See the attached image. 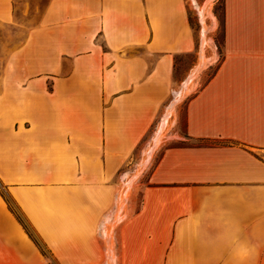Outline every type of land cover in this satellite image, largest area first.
Returning a JSON list of instances; mask_svg holds the SVG:
<instances>
[{
    "label": "crops",
    "instance_id": "1",
    "mask_svg": "<svg viewBox=\"0 0 264 264\" xmlns=\"http://www.w3.org/2000/svg\"><path fill=\"white\" fill-rule=\"evenodd\" d=\"M30 4L44 76L0 78V182L57 259L264 264V0H222V58L187 96V142L165 147L145 181L134 152L172 55L194 44L186 0ZM39 255L0 200V264Z\"/></svg>",
    "mask_w": 264,
    "mask_h": 264
},
{
    "label": "rangeland",
    "instance_id": "2",
    "mask_svg": "<svg viewBox=\"0 0 264 264\" xmlns=\"http://www.w3.org/2000/svg\"><path fill=\"white\" fill-rule=\"evenodd\" d=\"M30 2L0 0V78L44 76L43 48L36 55L33 39H30V28L34 29L31 15L39 8ZM186 6L194 44L190 50L172 55L171 87H166L169 92L160 107L159 117L146 134L144 144L134 152L133 163H137L134 175L142 181L146 180L165 147L187 142L181 138L185 134L187 96L215 72L222 58V0H186ZM3 199L6 206L18 214L26 232L40 251L37 259L28 264H62L40 232L32 228L6 186L0 182V200ZM140 200L141 189L138 185L132 196L133 209L139 207Z\"/></svg>",
    "mask_w": 264,
    "mask_h": 264
},
{
    "label": "trees",
    "instance_id": "3",
    "mask_svg": "<svg viewBox=\"0 0 264 264\" xmlns=\"http://www.w3.org/2000/svg\"><path fill=\"white\" fill-rule=\"evenodd\" d=\"M222 20H223V18H222Z\"/></svg>",
    "mask_w": 264,
    "mask_h": 264
}]
</instances>
